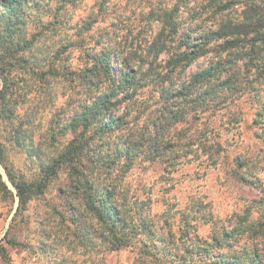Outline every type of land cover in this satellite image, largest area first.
Returning <instances> with one entry per match:
<instances>
[{"label": "trees", "instance_id": "1", "mask_svg": "<svg viewBox=\"0 0 264 264\" xmlns=\"http://www.w3.org/2000/svg\"><path fill=\"white\" fill-rule=\"evenodd\" d=\"M140 1L146 11L135 17L114 11L112 24L128 28L121 33L123 41L105 44L96 33L95 46L81 47L74 66L73 51L65 52L84 42L85 37H73L92 32L98 15H108L106 1L80 26L59 34L60 48L46 46L49 55L41 59L35 45L44 32L30 30L29 24L45 25L41 14L47 11L53 19L45 26L55 33L57 23L68 22L64 10L78 0H0V164L16 191L17 211L65 175L59 187L64 212L58 213L81 246L95 239L108 251L139 245L142 254L154 257L151 249L157 248L163 227L147 213L151 200H141L128 177L148 163H159L169 180L186 158L217 165L228 150L221 142L223 132L240 128L245 103L256 136L264 140V0ZM38 88L50 106L64 100L41 133L34 125L37 112L25 108ZM3 132L13 147L33 158H41L42 146L49 150L39 180L16 175L8 164ZM234 160L243 180L239 172L249 161ZM0 193L13 196L1 172ZM251 214L249 209L236 220L239 224L215 232L212 244L200 239L186 217L181 238L192 233L205 246L186 247L179 258L191 264L189 257L192 261L201 254L211 264H264L256 242L264 236V226L252 221ZM245 235L241 250L233 243L230 254L221 252L229 240L238 242ZM213 250L221 252L218 258Z\"/></svg>", "mask_w": 264, "mask_h": 264}, {"label": "rangeland", "instance_id": "2", "mask_svg": "<svg viewBox=\"0 0 264 264\" xmlns=\"http://www.w3.org/2000/svg\"><path fill=\"white\" fill-rule=\"evenodd\" d=\"M104 1L107 2L106 8H109L108 15L102 16L101 19L98 15L99 21L92 32L73 37L74 41L85 37L84 42L65 52L67 55L70 50L73 51L71 63L74 66L79 64L81 47L95 46L94 39L98 37L96 33L100 34V39L105 44L115 43V40L123 41L121 33H126L128 28L121 23L112 24L114 11L123 18L135 17L144 5L140 0ZM101 2L102 0H78L75 6L69 5L63 12L68 22L57 23L59 29L55 33L49 32L50 28L45 26L53 19V14L44 11L41 18L45 25L37 22L29 24L30 30L36 33L44 32L35 45L37 55L42 59L49 55L50 51L58 50L62 45L57 42L60 38L59 34L65 35L68 28L75 24L80 26L87 14H96ZM109 13L112 14L109 16ZM158 28L159 26L155 25V30ZM70 31L75 35L76 30ZM117 33H120V38L117 37ZM52 43L54 46L49 51L46 46ZM32 64L35 65L34 62ZM195 67L192 66L191 70ZM60 88L59 84H53L54 90L60 92ZM45 94L41 88L36 89L29 96L25 106V108L33 107L37 112L34 125L40 127L41 131L38 128V133L46 130L53 113L64 101L60 97L55 107L50 106ZM29 110L33 111L31 108ZM243 110L245 119L240 128L229 134L223 132L221 142L228 150L219 155L217 165L186 158L170 180L159 163H148L145 168H135L131 171L128 180L132 182L141 200H151L147 205L150 212L147 213L154 217L160 227H163L158 234L157 248L151 249L156 254L154 257L142 254L139 245L119 251H108L103 242L95 239L88 240L81 246L72 235L73 230L68 231L62 226L58 213L64 212L65 202L59 193V187L66 180L65 175H61L58 180H52L44 189V193L34 196L26 208L17 211L19 203L16 191L7 180L6 172L0 164V172L10 191L13 192V196L0 193V264H186L185 260L179 258L186 254V247L205 246L203 241L193 240L192 233L185 239L181 238L180 228L185 227L186 217L200 239L207 240L210 244L214 243L211 237L215 232L218 233L222 227L239 224V220H236L245 218V213L249 209H252L251 220L258 224L263 223L264 226V191L262 190L264 189V140L259 139L255 134L256 129L252 125L249 105L245 103ZM9 137L8 133H2L1 140L8 147V164L16 175L23 176L29 181L39 180L40 169L49 155V150L46 146H42L41 158H33L27 151L13 147ZM36 139L38 140L39 137ZM235 157L240 161L243 158L249 161L248 165L239 172L244 177L243 180L236 175ZM184 230L188 233L186 229ZM246 240L247 235L238 242L229 240L221 252L230 254L232 248L228 245L233 243V248L241 250ZM256 242L264 252V236L256 238ZM218 251L213 250V255L217 258L218 253H221ZM189 261L191 264L212 263L210 258H204L201 254L195 256L192 261L189 257Z\"/></svg>", "mask_w": 264, "mask_h": 264}]
</instances>
